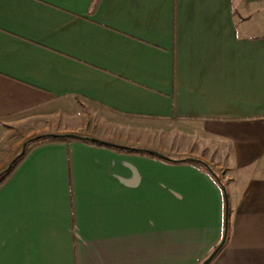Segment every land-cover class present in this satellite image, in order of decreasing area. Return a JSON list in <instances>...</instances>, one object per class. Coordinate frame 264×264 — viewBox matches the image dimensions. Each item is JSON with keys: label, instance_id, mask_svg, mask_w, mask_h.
Masks as SVG:
<instances>
[{"label": "crops", "instance_id": "obj_1", "mask_svg": "<svg viewBox=\"0 0 264 264\" xmlns=\"http://www.w3.org/2000/svg\"><path fill=\"white\" fill-rule=\"evenodd\" d=\"M51 135L0 264H201L222 187L209 264H264V0H0V173Z\"/></svg>", "mask_w": 264, "mask_h": 264}, {"label": "trees", "instance_id": "obj_2", "mask_svg": "<svg viewBox=\"0 0 264 264\" xmlns=\"http://www.w3.org/2000/svg\"><path fill=\"white\" fill-rule=\"evenodd\" d=\"M69 139H75L73 137H68V136H65V137H47V136H43V137H38V138H35V139H32V140H29L27 142V146L25 148V151L23 153V155L21 157H16L15 160L13 161L12 165L9 167V169H6L5 171L1 172L0 173V186L9 178V176L11 175V173L13 172L14 168L16 167V165L22 160V158L24 157V155L26 154L27 152V147L31 144L35 145V144H38V143H42V142H45V141H64V140H69ZM86 142H92V144H102L98 141H91V140H86ZM112 147H116V146H112ZM119 149H122V150H125V151H128V152H136V153H147L146 151H142V150H134V149H128V148H120ZM150 155H153L151 153H149ZM155 156V155H154ZM164 161H170L168 159H163ZM209 171V170H208ZM210 172V171H209ZM211 173V172H210ZM212 174V173H211ZM214 178L220 183V180L217 176L213 175ZM221 185V183H220ZM220 252V251H219ZM219 252L217 253V255L219 254ZM216 255V256H217ZM215 256V257H216ZM214 257V258H215Z\"/></svg>", "mask_w": 264, "mask_h": 264}, {"label": "water", "instance_id": "obj_3", "mask_svg": "<svg viewBox=\"0 0 264 264\" xmlns=\"http://www.w3.org/2000/svg\"><path fill=\"white\" fill-rule=\"evenodd\" d=\"M47 137H61V136H53V135H51V136H47ZM86 140L97 141V140H93V139H86ZM100 143L105 144V145H109V144L103 143V142H100ZM26 146H27V143H24L23 146H22V150H21L20 154L17 157H21L23 155ZM110 146H113V145H110ZM146 152L147 153H151V154H153V155H155V156H157V157H159L161 159H167L165 156L160 155L158 153L148 152V151H146ZM13 161L9 164L7 169H9V167L12 165ZM188 161L194 162V160H191V159L188 160ZM222 191H223V194H224V228H223V235H222L221 241L219 242L217 247L211 252V254L201 264H209L214 259V257L217 255V253L222 249V247L224 246L225 241H226V236H227V231H228V219H229V203H228V198H227L226 191H225L224 187H222Z\"/></svg>", "mask_w": 264, "mask_h": 264}]
</instances>
